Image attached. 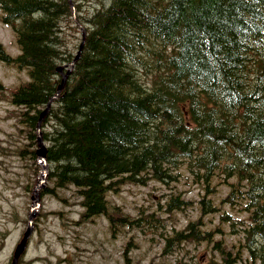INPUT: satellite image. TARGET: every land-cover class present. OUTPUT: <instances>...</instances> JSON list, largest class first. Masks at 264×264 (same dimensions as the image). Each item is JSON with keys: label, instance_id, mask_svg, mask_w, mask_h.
Masks as SVG:
<instances>
[{"label": "trees", "instance_id": "trees-1", "mask_svg": "<svg viewBox=\"0 0 264 264\" xmlns=\"http://www.w3.org/2000/svg\"><path fill=\"white\" fill-rule=\"evenodd\" d=\"M102 3L41 122L53 185L43 192L74 187L81 217L94 218L108 214L115 187L163 180L185 163L204 188L215 177L229 187L223 202L246 213L236 221L248 258L264 264V0ZM0 11L19 48L13 56L0 43V61L29 75L10 101L21 108L36 164L39 116L61 83L57 64L76 56L60 35L72 6L0 0ZM216 248L220 264L241 260Z\"/></svg>", "mask_w": 264, "mask_h": 264}, {"label": "rangeland", "instance_id": "rangeland-1", "mask_svg": "<svg viewBox=\"0 0 264 264\" xmlns=\"http://www.w3.org/2000/svg\"><path fill=\"white\" fill-rule=\"evenodd\" d=\"M69 1L72 18L61 21L60 35L66 52L75 55L86 33V19L94 8L105 7L106 0ZM1 15L0 11V43L14 56L19 48ZM28 80L25 68L0 61V264H11L30 212L35 213L33 230L18 264H220L216 246L239 256L235 264H259L248 258L243 227L236 221L246 213L223 202L229 187L215 177L204 188L185 163L163 180L115 187L106 194L108 214L94 218L81 217L83 208L74 187L44 193L52 182L42 175L41 163L29 159L21 108L10 103L11 92ZM176 198L183 201L181 208L175 207ZM227 214H233L232 223ZM190 224L194 231L186 237Z\"/></svg>", "mask_w": 264, "mask_h": 264}, {"label": "water", "instance_id": "water-1", "mask_svg": "<svg viewBox=\"0 0 264 264\" xmlns=\"http://www.w3.org/2000/svg\"><path fill=\"white\" fill-rule=\"evenodd\" d=\"M83 44V40L82 42L80 43V46H79V49L77 51V54L75 56V58L69 62V63H66V64H63V65H59L57 66V71L61 72L62 73V78H61V83L59 84L58 88H57V92H56V95L51 97V99L47 102L46 104V107L43 109V111L41 112L40 114V117H39V120H38V124L37 126L39 127L38 128V131H37V137H36V141H37V145H38V153L37 155L39 154L40 151H42V155L38 156V157H43V162H42V167L43 169H46V160H45V153H46V146L43 142V139H42V133H41V130H40V123L42 121V119L47 115L48 113V110H49V107L51 105V101L60 93V91L63 89L64 87V84H65V80H66V77L68 76V74L71 72L72 68H73V65H74V62L75 60L77 59V57L79 56L80 54V50H81V46ZM65 70V72H63L62 70ZM38 184V183H37ZM37 189H35V192H36ZM36 197V196H35ZM39 201V199L37 198L36 199V202L37 203ZM35 216V213H29L28 214V226H27V229L24 233V236L21 240V242L19 243V246L15 252V255L13 254V260H12V264H18V258L20 256V253L21 251L24 249L25 245H26V241L28 239V237L30 236L31 232H32V219L34 218Z\"/></svg>", "mask_w": 264, "mask_h": 264}, {"label": "bare ground", "instance_id": "bare-ground-1", "mask_svg": "<svg viewBox=\"0 0 264 264\" xmlns=\"http://www.w3.org/2000/svg\"><path fill=\"white\" fill-rule=\"evenodd\" d=\"M50 100V99H49ZM42 122V121H41ZM38 153V150H36V154ZM22 240V239H21ZM21 240L19 241V243L21 242ZM19 243L16 245V247H15V250H14V255H15V252H16V250H17V248H18V246H19ZM13 260V259H12ZM12 264V263H11Z\"/></svg>", "mask_w": 264, "mask_h": 264}]
</instances>
